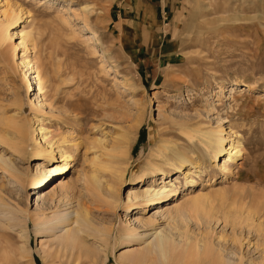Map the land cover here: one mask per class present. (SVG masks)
Listing matches in <instances>:
<instances>
[{
    "label": "rangeland",
    "instance_id": "rangeland-1",
    "mask_svg": "<svg viewBox=\"0 0 264 264\" xmlns=\"http://www.w3.org/2000/svg\"><path fill=\"white\" fill-rule=\"evenodd\" d=\"M129 1L0 0V18L22 9V43L0 46V203L17 218L0 215V264H123L154 230L179 241L174 264H264V0ZM74 209L106 245L59 247L38 225Z\"/></svg>",
    "mask_w": 264,
    "mask_h": 264
},
{
    "label": "bare ground",
    "instance_id": "bare-ground-1",
    "mask_svg": "<svg viewBox=\"0 0 264 264\" xmlns=\"http://www.w3.org/2000/svg\"><path fill=\"white\" fill-rule=\"evenodd\" d=\"M48 1L49 0H43V2H48ZM58 7H60L59 8L60 11L68 10L67 6L64 4H59ZM21 13H22L21 8L19 9L17 7L14 8L11 5L8 6V9L6 11L1 12L0 46H2V44L6 42V40L10 39L11 40L10 50L13 53L16 51L17 47L22 42L20 41V42L15 43V41L12 40L11 35L17 34V33L10 32V29L14 27L17 24V22L20 20ZM27 35H29V32L27 33ZM86 38L89 41L94 42L95 44L101 45L104 48L106 53L110 51L108 45L99 37L97 33H94L91 36H87ZM21 63L26 68L31 67L29 65V62L25 59H22ZM46 136L47 135H45V139H46ZM231 147L232 148L229 151V154L223 158V161L221 163L220 167L223 170L228 169L227 162H232L235 159V157L240 154L243 148L239 141H234ZM214 149H215L213 150L214 152L222 149L221 143H217ZM127 153L128 152L126 150L123 151L122 156L124 155L126 156ZM1 162L6 167H10V164H8L5 160H1ZM61 167H57L52 170L51 169L46 170L44 174L36 176L39 178H37L35 182L39 184L44 183L43 181L46 180L45 178L49 175L51 171H59L62 169ZM121 180H122V176L120 175L118 177V181L121 182ZM92 181L99 187L100 184L97 181L96 177L93 176ZM60 182L59 184H61ZM148 187L149 188H146L145 190H143L142 193L138 196H141L143 200L145 201H153L161 193L159 192V190H156L155 187H151V186H148ZM166 188L167 187L164 186L162 191L167 190ZM132 189L133 188H129V190H132ZM133 192L134 191H131V193ZM134 196H137V195H134ZM115 201H116L115 197L113 195H110V203H115ZM200 203L202 206V201L200 200V197H193L188 203V208L190 210H194L195 212H197L198 210H200L198 209V207H200ZM4 206L5 205L0 203V215L7 216V218L8 216H11V220H12V217L14 216H15L14 218H16V215H14L13 212L11 213L10 211L5 210V208L7 207H4ZM155 209L156 210L154 214L158 215V214H162L163 212L172 211V209L176 210V206L175 204L169 203L167 205L158 206ZM8 210H10V208ZM185 210L187 211L186 208L185 209L183 208L182 211H185ZM40 224L38 225L43 228L44 232L52 233V235L54 236L52 240H54L57 246L59 247L71 248V249L76 248V247H84L86 246L85 237H84L85 234L93 235L94 237H97L102 242L103 245L107 244V236H108L107 232H105V230H103L102 228H97L93 226L85 210L74 209L72 211L63 212V213L54 212L51 216H48V218L46 217L42 219V222ZM57 229H59L58 230L59 233L56 231ZM129 236H130V233H128V230H125L124 238L128 239ZM134 236L135 238H137L139 236V233L135 232ZM186 242L188 245L190 243V240ZM143 243L144 244L142 245L141 249L131 250L128 252L125 251L124 253L120 254L117 259L123 264H174L177 261H179L180 252L178 253V247L180 244L178 240L177 241L175 240L173 235L169 233H165L163 230H159V231L154 230V232L149 234L147 239L143 240ZM195 245L198 246V244H195ZM203 245H204L203 252H200V254L204 253L206 258H208L210 257L214 249L211 247V243L207 242L206 244H204V241H203ZM216 252L214 253V255H212L213 257H215V254H217ZM204 255L202 256L204 257ZM91 257L93 258V256ZM220 262L222 263V261ZM214 264H218V262L214 261ZM225 264H230V262L228 261Z\"/></svg>",
    "mask_w": 264,
    "mask_h": 264
},
{
    "label": "crops",
    "instance_id": "crops-1",
    "mask_svg": "<svg viewBox=\"0 0 264 264\" xmlns=\"http://www.w3.org/2000/svg\"><path fill=\"white\" fill-rule=\"evenodd\" d=\"M131 1V0H130ZM129 1V2H130ZM156 1V0H132V3L136 4V6H139V4H148V5H152V3ZM127 4V3H126ZM131 5V4H130ZM128 5V7L130 8L131 10V6Z\"/></svg>",
    "mask_w": 264,
    "mask_h": 264
}]
</instances>
